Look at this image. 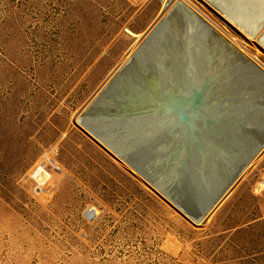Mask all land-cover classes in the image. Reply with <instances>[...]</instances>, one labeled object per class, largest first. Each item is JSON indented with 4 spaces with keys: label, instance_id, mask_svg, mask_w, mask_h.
<instances>
[{
    "label": "rangeland",
    "instance_id": "obj_1",
    "mask_svg": "<svg viewBox=\"0 0 264 264\" xmlns=\"http://www.w3.org/2000/svg\"><path fill=\"white\" fill-rule=\"evenodd\" d=\"M170 1L0 0V264H264V148L194 224L75 124ZM185 1L264 69V0Z\"/></svg>",
    "mask_w": 264,
    "mask_h": 264
},
{
    "label": "water",
    "instance_id": "obj_2",
    "mask_svg": "<svg viewBox=\"0 0 264 264\" xmlns=\"http://www.w3.org/2000/svg\"><path fill=\"white\" fill-rule=\"evenodd\" d=\"M263 94L264 69L181 3L75 124L199 224L264 142Z\"/></svg>",
    "mask_w": 264,
    "mask_h": 264
},
{
    "label": "bare ground",
    "instance_id": "obj_3",
    "mask_svg": "<svg viewBox=\"0 0 264 264\" xmlns=\"http://www.w3.org/2000/svg\"><path fill=\"white\" fill-rule=\"evenodd\" d=\"M172 1V0H171ZM171 1L169 2V3H171ZM251 1V0H250ZM257 1V0H256ZM258 2V1H257ZM184 4V3H187L185 0H173L172 1V3H171V5H170V7H169V9L165 12V14H163L162 15V17H160V19H159V21L160 20H162L164 17H166L168 14H170L171 12H172V10L173 9H176V7L177 6H179L180 4ZM221 3V2H220ZM227 3V2H226ZM237 3V2H236ZM239 3V2H238ZM245 3V2H244ZM250 5H251V3H249ZM231 5V4H230ZM225 7V6H224ZM223 7V8H224ZM247 7V6H246ZM257 7V6H256ZM227 8H228V6H227ZM235 8V7H234ZM250 8V7H249ZM238 9V8H237ZM252 10V9H251ZM241 11H243V10H241ZM245 13V12H244ZM231 15V14H230ZM244 15V14H243ZM202 17V16H201ZM234 17V16H233ZM203 18V17H202ZM230 18V17H229ZM231 18H232V16H231ZM203 20L205 21V22H207V24H209L211 27H213L205 18H203ZM237 20V19H236ZM159 21H157L151 28H150V30L144 35V38L142 39V41L140 42V44L138 45V47H135L136 49H134L133 51H131L130 52V55H128L126 58H125V60L121 63V65L116 69V71H114V73H113V75L111 76V77H109L108 79H107V81L103 84V86H102V88L99 90V91H97V94L94 96V98H96L98 95H99V93L101 92V90L109 83V81L111 80V78L123 67V66H125L128 62H129V60H130V58H131V56L139 49V47L142 45V43L145 41V39L149 36V33L155 28V26H156V24L159 22ZM235 21V20H234ZM247 21V20H246ZM239 22H240V20H239ZM245 22V21H244ZM252 24V23H251ZM250 25V24H249ZM214 28V27H213ZM215 29V28H214ZM216 30V29H215ZM252 30H255L254 28L252 29ZM217 32H219L218 30H216ZM221 35H223L221 32H219ZM225 37V36H224ZM230 41V40H229ZM231 42V41H230ZM232 43V42H231ZM233 44V43H232ZM234 45V44H233ZM235 46V45H234ZM236 47V46H235ZM237 48V47H236ZM239 51H241L239 48H237ZM224 53H225V55H226V57H228L229 56V54H231V51H229V50H225V51H223ZM242 52V51H241ZM243 53V52H242ZM243 54H245V53H243ZM224 55V56H225ZM248 58H251L248 54H245ZM252 59V58H251ZM254 60V59H253ZM255 61V60H254ZM260 65V64H259ZM93 97H92V99H94ZM91 102V101H90ZM89 102V103H90ZM88 103V104H89ZM258 107H256L255 109H253L252 111H251V113L250 114H252V116L251 117H253L254 119V121H253V123H255V124H261V126H263L264 125V94L262 95V97H261V99L258 101ZM75 120H76V122L77 123H79L80 124V122H79V115L75 118ZM257 150L255 151V153L253 154V156H251V158H250V160L247 162V164L246 165H244L243 166V168H242V170L240 171V173H239V175L237 176V178L229 185V187L225 190V192L223 193V195L222 196H220L219 197V199L217 200V202H216V204L215 205H213L208 211H207V215L206 216H208L209 214H210V212H212L215 208H216V206L222 201V199L224 198V196L230 191V189H231V187L236 183V181L242 176V175H244L245 173H246V171L248 170V168L250 167V165L253 163V161L259 156V154H260V152L263 150V148H264V142L262 143V144H259V145H257ZM34 175V177H37V179H39L40 181L41 180H43L44 178H45V176H46V174L45 173H43V171H42V168H39L38 170H36L35 171V173L33 174ZM42 182V181H41ZM43 182H44V180H43ZM263 183V182H262ZM205 216V217H206ZM204 220V219H203ZM203 220H201V222L203 221Z\"/></svg>",
    "mask_w": 264,
    "mask_h": 264
},
{
    "label": "built area",
    "instance_id": "obj_4",
    "mask_svg": "<svg viewBox=\"0 0 264 264\" xmlns=\"http://www.w3.org/2000/svg\"><path fill=\"white\" fill-rule=\"evenodd\" d=\"M58 147H55L53 149L52 155H47L46 156V160H47V164L53 168H58L57 166V161H56V155L58 153Z\"/></svg>",
    "mask_w": 264,
    "mask_h": 264
}]
</instances>
